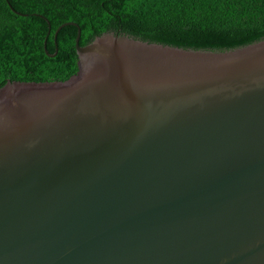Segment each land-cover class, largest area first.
Wrapping results in <instances>:
<instances>
[{
  "label": "water",
  "instance_id": "1",
  "mask_svg": "<svg viewBox=\"0 0 264 264\" xmlns=\"http://www.w3.org/2000/svg\"><path fill=\"white\" fill-rule=\"evenodd\" d=\"M68 25L76 75L0 89V264H264V40Z\"/></svg>",
  "mask_w": 264,
  "mask_h": 264
},
{
  "label": "trees",
  "instance_id": "2",
  "mask_svg": "<svg viewBox=\"0 0 264 264\" xmlns=\"http://www.w3.org/2000/svg\"><path fill=\"white\" fill-rule=\"evenodd\" d=\"M66 23L78 25L82 47L113 32L177 48L226 51L264 40V0H0V89L76 75L77 28L65 26L54 39Z\"/></svg>",
  "mask_w": 264,
  "mask_h": 264
}]
</instances>
